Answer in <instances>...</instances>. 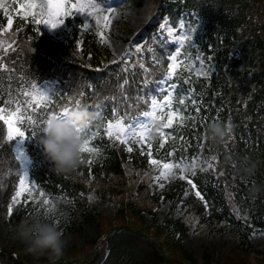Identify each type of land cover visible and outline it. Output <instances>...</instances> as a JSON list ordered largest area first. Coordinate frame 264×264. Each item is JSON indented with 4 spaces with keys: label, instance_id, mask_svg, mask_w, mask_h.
I'll return each instance as SVG.
<instances>
[{
    "label": "trees",
    "instance_id": "obj_1",
    "mask_svg": "<svg viewBox=\"0 0 264 264\" xmlns=\"http://www.w3.org/2000/svg\"><path fill=\"white\" fill-rule=\"evenodd\" d=\"M159 14L171 24L201 17L199 46L214 65L208 75L179 69L165 80L174 44L156 23L145 25L128 56H117L92 31L58 39L0 9V108L19 114L34 190L17 195L19 134L10 136L0 115V264H264L250 241L254 228L264 229V0H163ZM162 80L197 100L196 110L189 104L195 116L177 118L160 144L128 148L123 133L165 94ZM75 109L97 130L90 163L71 156L48 125L52 114ZM192 155L208 167L156 188L162 162ZM87 185L116 200L111 216L87 201ZM39 190L71 197L60 224L76 229L78 240L62 244L36 232ZM162 199L170 207L159 217ZM177 202L184 210L174 216ZM193 221L210 230L200 261L184 243ZM224 226L237 242L213 263V233Z\"/></svg>",
    "mask_w": 264,
    "mask_h": 264
},
{
    "label": "rangeland",
    "instance_id": "obj_2",
    "mask_svg": "<svg viewBox=\"0 0 264 264\" xmlns=\"http://www.w3.org/2000/svg\"><path fill=\"white\" fill-rule=\"evenodd\" d=\"M162 0H0V9L8 17L12 15L29 19L33 24H42L55 38L65 39L75 30L92 31L97 39L107 45L113 54L128 56L130 46H136L145 36V25L149 22L157 24V30L169 42L174 43V51L169 55V74L185 69L200 76L208 75L214 68L213 61L199 46L198 35L201 32L202 19L193 14L181 17L176 24H171L166 15L159 14ZM163 97L154 100L151 108L133 121V125L123 135L129 148L130 143L151 146V141H165L171 133L177 118L192 116L196 110L194 98L187 100V95L178 94L175 87L163 84ZM193 106V109L189 107ZM0 115L6 120L9 135L19 134L17 153L24 164L30 161L23 148V136L18 126L19 114L15 110L0 108ZM61 124L58 126L57 122ZM49 126L57 137L66 140L71 156H82L86 163L92 162L97 155L94 138L97 130L89 121L82 118L81 111H66L51 116ZM114 126V125H113ZM63 127V128H62ZM153 159V158H151ZM209 161L200 156L181 157L177 161L162 162L160 170L154 175L157 189L165 188L172 180L188 178L196 168L206 169ZM26 174V173H24ZM23 176L17 180V195L34 192ZM39 192L38 194H36ZM33 213L36 218L35 230L43 236H49L62 244L78 240L81 234L76 229L62 226L61 220L69 218L72 199L62 191L47 192L39 190ZM94 209L111 216L116 207V200L101 194L94 187L86 186L82 193ZM170 207L168 199L160 200L157 214L162 217ZM184 210L181 202L173 206V215L179 216ZM146 222L151 220L145 214ZM86 233L92 234L90 225L84 227ZM210 230L207 225L195 224L193 221L187 231L184 243L193 256L200 261L204 247L208 243ZM215 251L213 263H223L230 248L237 242L228 226L214 230ZM253 248L264 251V229L254 228L250 234ZM253 254V252H252Z\"/></svg>",
    "mask_w": 264,
    "mask_h": 264
},
{
    "label": "bare ground",
    "instance_id": "obj_3",
    "mask_svg": "<svg viewBox=\"0 0 264 264\" xmlns=\"http://www.w3.org/2000/svg\"><path fill=\"white\" fill-rule=\"evenodd\" d=\"M57 124H58V126H60L61 122H60V121H58V122H57ZM62 128H63V127H62ZM25 178H26V176L24 175V177L22 178V179H23V181H24V180H26Z\"/></svg>",
    "mask_w": 264,
    "mask_h": 264
}]
</instances>
